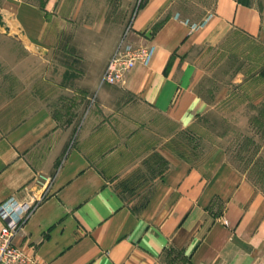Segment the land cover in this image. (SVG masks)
Instances as JSON below:
<instances>
[{
    "label": "crops",
    "instance_id": "obj_1",
    "mask_svg": "<svg viewBox=\"0 0 264 264\" xmlns=\"http://www.w3.org/2000/svg\"><path fill=\"white\" fill-rule=\"evenodd\" d=\"M181 1L0 0V206L33 207L14 241L36 264H264V190L224 153L163 152L139 204L117 188L164 120L186 129L206 110L195 50L263 32L248 1L203 0L198 19ZM132 15L128 38L153 58L103 83Z\"/></svg>",
    "mask_w": 264,
    "mask_h": 264
},
{
    "label": "rangeland",
    "instance_id": "obj_2",
    "mask_svg": "<svg viewBox=\"0 0 264 264\" xmlns=\"http://www.w3.org/2000/svg\"><path fill=\"white\" fill-rule=\"evenodd\" d=\"M244 1L258 6L264 26V0ZM138 3L139 6L142 2ZM181 3L185 12L196 19L204 10L203 0ZM128 35L125 32L121 41L126 38L130 42ZM194 59L202 73L199 92L207 103L206 110L186 129L175 130L164 120L160 125L163 143L158 149L150 147L146 157L141 156V162L139 156H133L131 165L137 168L129 175L115 177L117 188L131 204L144 201L156 178L167 169L169 162L161 155L163 152L189 156L194 164L222 152L264 190V27L257 37L231 31L223 40L197 48ZM70 109L67 112L59 109L57 115L64 123L77 124L83 113Z\"/></svg>",
    "mask_w": 264,
    "mask_h": 264
},
{
    "label": "built area",
    "instance_id": "obj_3",
    "mask_svg": "<svg viewBox=\"0 0 264 264\" xmlns=\"http://www.w3.org/2000/svg\"><path fill=\"white\" fill-rule=\"evenodd\" d=\"M133 18L134 15L131 17L127 33L131 28ZM153 55V46H136L123 38L107 63L102 82L122 84L126 73L138 63L149 64ZM31 208L26 207L23 211L18 212L17 207L12 202L0 206V212L4 220V225L0 229V264H36L35 259L27 256L22 247L14 241L15 236L22 229Z\"/></svg>",
    "mask_w": 264,
    "mask_h": 264
},
{
    "label": "water",
    "instance_id": "obj_4",
    "mask_svg": "<svg viewBox=\"0 0 264 264\" xmlns=\"http://www.w3.org/2000/svg\"><path fill=\"white\" fill-rule=\"evenodd\" d=\"M0 24H1V25H4V22H3V20H2V16H0Z\"/></svg>",
    "mask_w": 264,
    "mask_h": 264
}]
</instances>
